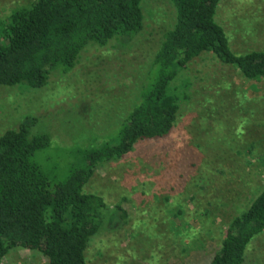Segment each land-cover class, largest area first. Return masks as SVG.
<instances>
[{"label":"rangeland","instance_id":"rangeland-1","mask_svg":"<svg viewBox=\"0 0 264 264\" xmlns=\"http://www.w3.org/2000/svg\"><path fill=\"white\" fill-rule=\"evenodd\" d=\"M33 1L0 0V21ZM142 9L144 29L130 46L86 48L73 71L51 75L42 88L0 86V134L35 117L33 130L52 141L36 157L45 173L63 177L74 162L70 152L115 141L127 109L139 99L161 33L175 22L170 0H145ZM216 16L235 53L264 50V0H222ZM172 86L179 95L174 129L99 166L86 185L110 209L105 227L89 242L87 264H207L229 221L264 187V140L252 154L241 150L245 140L258 137L251 124L264 115V80H246L203 53ZM117 203L127 211L125 221ZM205 208L207 214H194ZM180 209L184 214L174 217ZM247 247L246 264H264V233ZM45 263L40 253L20 248L0 262Z\"/></svg>","mask_w":264,"mask_h":264},{"label":"trees","instance_id":"trees-1","mask_svg":"<svg viewBox=\"0 0 264 264\" xmlns=\"http://www.w3.org/2000/svg\"><path fill=\"white\" fill-rule=\"evenodd\" d=\"M144 1L34 0L12 10L0 21V86L42 88L51 75L73 71L86 48L130 46L144 29ZM221 1L170 0L174 25L161 33L139 99L127 109L115 141L97 140L70 152L75 163H69L63 177L45 173L36 160L52 141L33 130L35 117L26 116L16 129L0 134V262L20 248L40 253L45 264H87L89 242L105 227L110 209L86 185L99 166L124 158L137 142L165 137L174 129L179 95L172 82L195 58L209 53L246 80H264V50L235 53L230 48L215 18ZM251 127L258 137L243 142L241 150L247 155L264 140V133L254 132L255 127L264 128V115ZM115 207L125 221L127 211L118 203ZM208 212L205 208L194 214ZM182 214L180 209L173 216ZM262 233L264 187L229 221L207 264H246L248 244Z\"/></svg>","mask_w":264,"mask_h":264}]
</instances>
